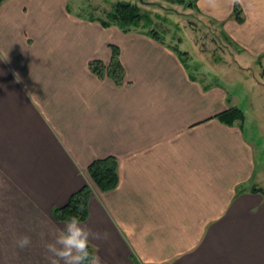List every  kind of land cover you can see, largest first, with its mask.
Instances as JSON below:
<instances>
[{
  "label": "crops",
  "instance_id": "crops-1",
  "mask_svg": "<svg viewBox=\"0 0 264 264\" xmlns=\"http://www.w3.org/2000/svg\"><path fill=\"white\" fill-rule=\"evenodd\" d=\"M193 1L224 22L240 70L264 67V0ZM105 19L70 0L0 5V264H48L66 223L54 210L87 185L81 224L101 235L89 245L103 264H264V167L247 129L250 115L264 135L263 75L242 98L234 75L195 74L178 47ZM114 48L122 85L90 69ZM232 109L244 119L222 120ZM109 157L119 185L102 192L88 169Z\"/></svg>",
  "mask_w": 264,
  "mask_h": 264
},
{
  "label": "rangeland",
  "instance_id": "rangeland-1",
  "mask_svg": "<svg viewBox=\"0 0 264 264\" xmlns=\"http://www.w3.org/2000/svg\"><path fill=\"white\" fill-rule=\"evenodd\" d=\"M119 2H129L139 6L143 14L150 16L151 24L145 19L138 28L154 29L162 40L178 47L182 52H189L185 57L191 72L198 75H200L198 72L213 73L217 80L221 75H234L236 81L233 83L242 98L250 84H257L256 79L260 80L261 75L264 77V67L249 60H241V63L248 64L250 70H240L239 52L224 38L227 35L224 22L202 18L190 6L189 0L183 3L176 0H70V5L74 11L86 16L105 18ZM220 80L224 78L220 77ZM245 101L243 100L244 107H249ZM262 113L264 116V111ZM251 125L254 134L250 133V138L254 141L259 140L256 153L257 166L264 167V135H260L263 127L260 126L257 118L249 115L247 129H251ZM262 186L264 187V183Z\"/></svg>",
  "mask_w": 264,
  "mask_h": 264
},
{
  "label": "trees",
  "instance_id": "trees-1",
  "mask_svg": "<svg viewBox=\"0 0 264 264\" xmlns=\"http://www.w3.org/2000/svg\"><path fill=\"white\" fill-rule=\"evenodd\" d=\"M5 0H0V5ZM183 3L188 0H176ZM190 6L194 8V1L189 0ZM235 18L239 23H244L243 12L239 3L234 7ZM152 22L150 16L143 14L139 6L130 4L129 2H119L114 8L107 13L106 19L102 24L106 27L116 25L123 30L135 29L140 26L143 20ZM149 34L161 39L159 33L152 29L148 30ZM182 56H188L186 52L181 53ZM91 71L98 77H110L117 85H122L124 82V69L120 61V53L117 48H114L113 58L110 65L105 66L99 61L90 63ZM222 120L229 124H234L237 120L244 119V114L239 109H232L221 116ZM91 180L102 192H110L115 190L119 185L118 160L114 157H109L102 160H97L88 169ZM255 189L254 191H257ZM92 196V188L90 185L85 186L79 192L74 194L68 204L62 208L54 210V218L59 222H67L72 216L79 218L80 222H85L89 218V205ZM89 252H95L94 248L89 245Z\"/></svg>",
  "mask_w": 264,
  "mask_h": 264
},
{
  "label": "clouds",
  "instance_id": "clouds-1",
  "mask_svg": "<svg viewBox=\"0 0 264 264\" xmlns=\"http://www.w3.org/2000/svg\"><path fill=\"white\" fill-rule=\"evenodd\" d=\"M90 239H101V235L82 225L78 217H70L55 242L46 245L48 264H61V261L63 264H103L97 252H89ZM30 243V237L23 236L17 246L23 249Z\"/></svg>",
  "mask_w": 264,
  "mask_h": 264
}]
</instances>
